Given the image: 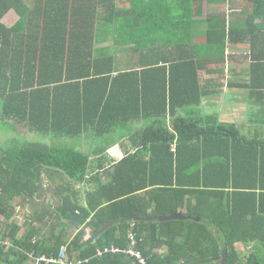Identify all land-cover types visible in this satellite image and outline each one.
Listing matches in <instances>:
<instances>
[{
	"label": "trees",
	"instance_id": "16d2710c",
	"mask_svg": "<svg viewBox=\"0 0 264 264\" xmlns=\"http://www.w3.org/2000/svg\"><path fill=\"white\" fill-rule=\"evenodd\" d=\"M242 1L252 4L249 16L264 6V0ZM223 2L0 0V124L38 135L0 148V264H35V257L57 258L61 251L65 262L139 264L126 252L109 251L127 249L131 230L148 264H220L222 249L225 264H264V138L192 115L202 98L216 93L207 76L217 72L240 28L222 12L205 15V5ZM11 9L18 19L8 26L2 18ZM121 52L129 56L127 67ZM137 119L147 123L138 127ZM124 128L130 147L139 149L112 168L105 185L91 154L72 145L86 134L100 152ZM181 149L208 169L187 172L179 160L171 169L175 155L187 161ZM153 159L164 162L166 174L158 180L165 186L150 191L157 180H131L138 164L146 177ZM47 176L62 178L53 188L58 202L41 195ZM85 182H94L87 207L75 190ZM143 190L153 202L138 203ZM167 196L177 202H165ZM27 203L31 223L18 237L14 213ZM180 214L199 219H127ZM113 219L118 222L93 240ZM161 246L167 251L158 254Z\"/></svg>",
	"mask_w": 264,
	"mask_h": 264
},
{
	"label": "crops",
	"instance_id": "0c3cea01",
	"mask_svg": "<svg viewBox=\"0 0 264 264\" xmlns=\"http://www.w3.org/2000/svg\"><path fill=\"white\" fill-rule=\"evenodd\" d=\"M230 1L232 3H230ZM242 2V0H225V2L219 5H205V15L214 11L222 12L226 15L228 21H231V23L234 25L240 26V28L238 32L236 31L233 34L232 42L227 45L225 56L222 59V62L217 65V72L207 76V78H211L209 79L208 89L214 90L216 93L202 98L200 104H198L196 108V113L194 112L192 115H206V118L210 117V120L215 119V121L219 123H234L239 128L242 136L254 138L255 135H259L260 137L264 138V6L263 8L258 9L257 12H260L259 14L249 16L250 14L247 13V8L249 11H252V4L246 5ZM17 19L18 15L13 9H11L4 15L2 21L4 24L10 26L15 23ZM121 53L123 55L117 57L119 58V62L126 66L130 60L129 56L123 52ZM206 69L207 68H204L201 71V74L204 76L207 74ZM135 122L138 127H141L147 123L146 120L142 121L141 119H137ZM8 126L15 128V133L18 136L22 135L29 138H38L36 133H29L23 127V125L18 126L17 124L11 122V125ZM123 130L124 135H122L116 143L107 147L105 150L102 149L100 152H95L97 151V148L95 145H93V137L91 138V136L86 134L78 137L76 140L77 142L75 141V143L72 145L79 151L88 152L91 154L90 159L92 160V168H95V170L98 171V174H100L101 177L100 179L105 185L110 181V172L112 168L125 157L130 154H134L139 149H133L130 147L129 133L127 132L128 129L124 128ZM170 150L175 154L177 153L176 143L171 144ZM181 151L182 149L179 151V154ZM183 155L185 160L188 157L187 161H183L181 157L175 155L176 157L173 158L171 169L178 160L182 161L180 162V166H183V169H188L187 172L191 171L192 168L199 169L201 173L208 169L209 164H206L205 162H198L197 158H195L196 162L191 161L192 156L189 157V154L186 153ZM159 156L162 155L159 154ZM101 158L102 162H99ZM144 158L147 159L148 155H144ZM153 161L154 164L150 166V173L146 175V177L144 166L142 164L137 165L136 173L134 175L135 178L131 180L133 184H142L144 179L150 176L151 180L153 179L157 181L155 183H150L149 188L152 189L145 190L151 191L153 188L165 186L160 184L161 182L158 180L160 178L164 179L163 176L166 174V172H163V169H165L163 167L164 162H159L158 159H153ZM97 165L100 167H96ZM126 172L129 174L132 172V169H129ZM188 176L190 177L191 181H194L192 175ZM61 180L62 178L60 176L52 178L48 176L44 177V189L41 191V195L45 201L51 203L55 200L56 202L59 201L60 195L59 193L55 192L53 188L58 186ZM92 183L94 182L80 183L75 187V190L78 191L79 202L82 206L87 207L86 196L89 192L93 191V187L91 186ZM198 185H200V187L191 186V188H202L203 186V184ZM145 190L137 192L138 203L154 201L153 198H149L147 196ZM23 196L25 195H22L19 199H21ZM165 202L173 203L177 201L175 199L172 201L170 196H167V201ZM31 211L32 206L30 203H27L23 208L20 207L18 209L19 213H14L16 218L15 223L20 226L18 237L23 236L25 232H27V228L31 223V219H28V215H31ZM180 215L184 216L180 219H189L192 217L191 216L187 218L186 214ZM132 217L137 218L135 220L129 219ZM155 217L156 216L151 215L130 216L127 217V219L128 221H138L141 219L157 220L158 218ZM193 218L199 219L197 216ZM69 230L74 234L77 228L70 226ZM86 232L87 237H89V231ZM44 233L45 231L42 230L41 234L36 235L35 237L37 239H43ZM153 244H155V242H153ZM163 251H167V248L161 246L157 248L155 252L159 254Z\"/></svg>",
	"mask_w": 264,
	"mask_h": 264
},
{
	"label": "rangeland",
	"instance_id": "374dc122",
	"mask_svg": "<svg viewBox=\"0 0 264 264\" xmlns=\"http://www.w3.org/2000/svg\"><path fill=\"white\" fill-rule=\"evenodd\" d=\"M123 54L122 53H119L118 54V57H120V56H122ZM15 128H11L10 126H7V125H2V124H0V148L1 149H5V148H11V147H14V145L15 146H19L22 142H23V140L18 136V135H16V133H15ZM187 215V214H186ZM192 216V217H191ZM188 217H191V218H193L194 216L193 215H187V218ZM197 217H199V216H197ZM131 235H134L135 236V239H136V243L133 245V247H135L136 249H138L137 248V243H138V239H137V237H136V235H135V233L131 230V231H129V233H128V238H129V247H131V239H130V236ZM128 247V248H129ZM127 248V249H128ZM117 249V248H116ZM127 249H125V250H120V249H117V251H123V252H126V250ZM139 250V249H138ZM117 251H115V252H117ZM140 251V250H139ZM141 252V251H140ZM142 253V252H141ZM130 255V254H129ZM143 255V254H142ZM130 256H132V255H130ZM144 256V255H143ZM133 257V256H132ZM134 258V260L136 261V262H138L137 261V259L135 258V257H133ZM145 258V257H144ZM146 259V258H145ZM146 261H147V259H146ZM139 263V262H138ZM147 263H149L148 261H147ZM5 264V263H4Z\"/></svg>",
	"mask_w": 264,
	"mask_h": 264
},
{
	"label": "built area",
	"instance_id": "2783aa9c",
	"mask_svg": "<svg viewBox=\"0 0 264 264\" xmlns=\"http://www.w3.org/2000/svg\"><path fill=\"white\" fill-rule=\"evenodd\" d=\"M130 239H131V247H129L126 250V253L132 255L133 257H135L137 259V261L139 262V264H148L146 259L142 255V253L138 249L133 247V245L136 243L135 236L131 235ZM107 251H108V249L103 250V251H98V254H102L103 252H107ZM109 251L115 252V251H117V249L116 248H111ZM63 256H64V252L63 251L60 252V254H59V256L57 258L56 257H46L45 255H40V256L35 257V264H40L42 261H56V262H61V263H64V264H79V263L82 262L79 259L70 260V261L65 262L63 260Z\"/></svg>",
	"mask_w": 264,
	"mask_h": 264
},
{
	"label": "water",
	"instance_id": "95a60500",
	"mask_svg": "<svg viewBox=\"0 0 264 264\" xmlns=\"http://www.w3.org/2000/svg\"><path fill=\"white\" fill-rule=\"evenodd\" d=\"M182 217H184V216H182V215H168V216H156L155 218H158V219H161V220H165V219H168V218H182ZM136 218L135 217H132V218H129V219H131V220L134 219L135 220ZM116 222H118L117 219L108 221L106 224H104L96 232V234L92 237V239L95 240V238L97 237L98 234L102 233L105 229H107L109 226H111L113 223H116ZM225 263H226V250L225 249H222V251H221L220 264H225Z\"/></svg>",
	"mask_w": 264,
	"mask_h": 264
}]
</instances>
